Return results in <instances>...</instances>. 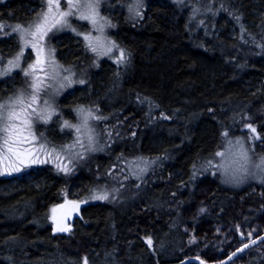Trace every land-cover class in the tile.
I'll use <instances>...</instances> for the list:
<instances>
[{
    "label": "trees",
    "instance_id": "trees-1",
    "mask_svg": "<svg viewBox=\"0 0 264 264\" xmlns=\"http://www.w3.org/2000/svg\"><path fill=\"white\" fill-rule=\"evenodd\" d=\"M191 2L147 6L134 23L113 15L115 40L128 54L127 67L109 74L102 63L88 75V98L74 94L59 107L68 117L73 107L91 99L111 124L121 125V140H112L74 177L44 168L38 186H14L10 196L0 194V264L217 261L239 246L236 234L264 214L261 185L235 188L219 181L197 214L190 220L184 214L196 205L199 184L217 180L209 172L201 175L198 166L220 149L224 134L251 125L264 150V0H201L197 8ZM32 5L31 0L0 5V22L27 21ZM188 7L207 14L196 17ZM200 20L204 23L198 28ZM5 46L14 48V40L0 41V48ZM57 50L78 61L73 38H62ZM17 78L2 82L0 93L19 86ZM55 127L52 123L47 131L55 134ZM129 156L155 159L161 166L141 185L127 184L129 197L124 193L115 203L86 205L68 234L53 235L50 209L65 197L85 196L96 174ZM6 181L0 180V187ZM72 187L74 194H68ZM185 223L195 231L194 243L182 229ZM213 227L227 234H213ZM238 264H264V246L247 252Z\"/></svg>",
    "mask_w": 264,
    "mask_h": 264
},
{
    "label": "rangeland",
    "instance_id": "rangeland-1",
    "mask_svg": "<svg viewBox=\"0 0 264 264\" xmlns=\"http://www.w3.org/2000/svg\"><path fill=\"white\" fill-rule=\"evenodd\" d=\"M9 1L12 0H0V5ZM192 1L191 4H194L195 8L201 2V0ZM31 2L33 5L28 7L29 19L27 21L0 22V25L4 26L0 29V41L12 38L15 42L14 48L9 46L0 48V84L14 75L18 77L15 81L19 84V86L12 84L8 93L4 90L1 91L0 95L6 93L0 97V105H6L8 110L14 109L20 114L21 119L9 121L8 123L16 124L17 130L21 132L23 137L31 138L30 133L35 134L37 139L33 142V151L38 149L41 143L45 144V150L39 153L40 160L43 162L30 163L26 167L22 165L20 171L0 175V180H7L0 187L2 196L13 194L15 192L14 186L17 189L19 185L38 186L40 180L45 178L44 175L42 176L44 168L53 169L68 177H74L78 175V170L82 169L91 157L105 153L112 140L121 138L118 135L121 125L111 124L112 119L102 116L97 107L92 105L91 99L85 105L73 107L68 117L62 115L59 105L63 98L74 94L77 98L87 99L89 94L86 87L88 75L99 71L102 63L107 64L105 70L109 74H114L116 68L123 69L127 67L128 54L115 40V21H112L115 13L123 14L128 22L134 23L143 17L147 6L153 4L163 6L168 3L180 5L189 3V0H93V2H98L96 8L98 13L96 16L97 23L95 25L91 20L80 18L81 12L86 13V9L73 10L74 14L67 17V26L57 25L52 28L41 42L43 53L40 55V59L44 63L37 65V68L42 67L44 72L37 71L35 75L43 79L44 84L41 85V90L38 93L31 87L35 76L31 74L25 76L23 71L29 65L36 64L37 49L33 48L31 43L25 46L24 40L21 39V33L12 31L16 25L28 28L29 25L34 24L39 19L40 14L47 11V0H31ZM83 2L84 0H81V3ZM60 6L62 11L68 10L66 0H60ZM188 8L190 9V7ZM191 13L196 17L207 14V12L203 13L198 9H192ZM203 23L204 21L200 20L196 23V26L201 28ZM235 24H237L236 21ZM101 26L102 31L99 30ZM234 32V28L229 27L231 36H234ZM85 36H89L90 39L85 40ZM64 37L73 38L79 47V56L75 59L78 61H73L72 57L63 58L59 55L57 46ZM26 39L31 41V37H26ZM101 44L103 47L100 46ZM112 45H115V47H112L111 52L106 53V49ZM93 46L97 48V51L91 50ZM121 51L124 53L122 61L120 60ZM21 52L23 55L20 56L19 67L14 68L10 74H2L3 69L9 66L8 61L15 60ZM45 72L48 73L47 77H45ZM66 76L70 78L71 83L64 79ZM80 81H83V83H80ZM34 94L37 96V101L32 103ZM17 98H20L22 103L13 104L12 102ZM45 101H47V104H45ZM29 104H31V107H28ZM41 115H50V119L45 122L39 118ZM25 119L30 122V128L28 125L23 124ZM85 119L87 120L86 125L84 123ZM65 121L75 127H66ZM52 123L56 126L55 134L47 131ZM2 127L3 122L0 121V128ZM77 127L80 128V132L76 131ZM252 129L254 127L251 125L244 124L238 129V134H224L220 149L213 157L198 166V170L202 172L201 175L209 172L210 177L213 178L214 176L217 180L211 181L206 178L199 184L196 190V205L184 212L188 220L202 208L206 193L216 181L235 188L250 184H258L264 188V163H262L264 150L261 149L262 144L259 142L256 132H253ZM3 135L4 133L0 131V137ZM0 143H2V140H0ZM259 149L262 151H259ZM48 153H51V156ZM217 153H223V155H217ZM155 166H161V164L158 165V161L155 159L148 160L135 156L118 159L116 165L109 166L103 171V174L95 175V185L85 196L78 199L65 197L62 203L50 209L49 222L52 234H62L63 232L68 234L72 230L73 220L79 218L80 209L86 205L98 202L115 203L124 193H126L124 197H129L127 184L133 182L135 185H141L152 174L151 172H153ZM0 171H3L2 165H0ZM38 177V181H35ZM74 190L75 188L72 187L68 194H74ZM58 226L68 230L58 231ZM189 226V223H185L182 229L188 236L189 242L194 243V239L196 240L195 231ZM209 230H213V234L223 235L226 233L224 228L213 227ZM262 233H264V214L252 222L244 233L238 232L236 234L239 246ZM145 242L149 244L148 240H145ZM263 246L264 242L252 250H258ZM246 254L247 252L237 257L234 263L238 264Z\"/></svg>",
    "mask_w": 264,
    "mask_h": 264
},
{
    "label": "snow or ice",
    "instance_id": "snow-or-ice-1",
    "mask_svg": "<svg viewBox=\"0 0 264 264\" xmlns=\"http://www.w3.org/2000/svg\"><path fill=\"white\" fill-rule=\"evenodd\" d=\"M66 7L68 10L62 11L60 0H47V11L40 14L39 19L34 24L29 25L28 28H22L20 25H16L12 29V31L14 32L21 33V39L24 40L25 46H28L29 43H31V46L37 49L38 58L36 64L29 65L27 69L23 70L25 76H29L30 74L35 76L34 83L31 85V87L37 93L41 90V85L44 84V80L35 74L37 73V71L44 72V69L42 67L38 69L37 65H42L44 63V61L40 59V55L43 53L41 42L47 36L48 32H50L52 28L56 27L57 25L67 26V17L74 14L73 10L79 11L81 8L87 10L86 13L81 12V19L91 20L94 25L97 23L96 16L98 15V13L96 12V8L98 7V2H93V0H84V2L81 3V0H66ZM3 27V25H0V29H2ZM99 30L102 31V26ZM26 37H31V41L26 39ZM84 39L89 40L90 37L85 36ZM100 46L103 47L102 44ZM112 47H115V45L108 47L106 49V53L111 52ZM91 50L95 52L97 51V48L93 46ZM21 55H23L22 52L15 58V60L8 61L9 66L3 69L2 74H10L14 68H18ZM123 59L124 53L121 51L120 60L122 61ZM47 76L48 73L45 72V77ZM64 79L68 80V82L71 83L69 77L66 76L64 77ZM80 83H83V81H80ZM36 101L37 96L34 94L32 96V103H35ZM12 103H22V100L20 98H17V100L13 101ZM45 104H47V101H45ZM28 107H31V104H29ZM81 111L83 110L81 109ZM39 118L47 122V120L50 119V115H41ZM19 119H21V116L14 109L8 110L6 105H0V121L3 122V127L0 128V131L4 133V135L0 137V140H2V143H0V165L3 166V171H0V175L10 174L12 171H20L22 165L26 167L30 163L43 162L40 160L39 153L45 150V144L41 143L39 145V148L33 151L32 145L33 142L37 139L35 134L30 133L31 138L23 137L21 135V132L17 130L16 124L8 123L9 121ZM84 123L85 125L87 124L86 119ZM23 124L28 125L30 128V122L27 119L23 120ZM65 126L75 127L73 125H69L67 121H65ZM76 131L80 132V128L77 127ZM252 131L255 132V129H252ZM48 155L51 156V153H48ZM217 155H223V153H217ZM262 163H264V160H262ZM57 230L67 231L68 229L58 226ZM149 243H151L150 240ZM84 264H87L86 259L84 261Z\"/></svg>",
    "mask_w": 264,
    "mask_h": 264
},
{
    "label": "water",
    "instance_id": "water-1",
    "mask_svg": "<svg viewBox=\"0 0 264 264\" xmlns=\"http://www.w3.org/2000/svg\"><path fill=\"white\" fill-rule=\"evenodd\" d=\"M62 234H65L63 232ZM264 242V233L252 238L250 241L238 246L236 249L229 252L225 257L217 261H205L198 257H188L174 264H230L235 261L240 255L252 250L257 245Z\"/></svg>",
    "mask_w": 264,
    "mask_h": 264
}]
</instances>
